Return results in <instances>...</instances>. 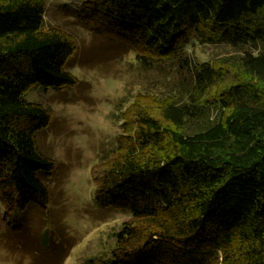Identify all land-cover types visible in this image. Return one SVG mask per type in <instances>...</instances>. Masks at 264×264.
I'll return each mask as SVG.
<instances>
[{"label":"trees","instance_id":"1","mask_svg":"<svg viewBox=\"0 0 264 264\" xmlns=\"http://www.w3.org/2000/svg\"><path fill=\"white\" fill-rule=\"evenodd\" d=\"M81 11L98 29L159 58L182 59L193 38L241 48L238 66L247 76L223 88L222 109L206 123H192L185 102L167 101L157 115L137 108L136 130L93 171L95 201L131 214L103 264H264V0H90ZM44 24L43 0H0L6 214L45 208L50 199L39 173L49 175L55 162L37 134L52 114L28 101V90L78 81L66 67L75 40ZM229 76L221 66L194 64L192 89L208 93Z\"/></svg>","mask_w":264,"mask_h":264},{"label":"rangeland","instance_id":"2","mask_svg":"<svg viewBox=\"0 0 264 264\" xmlns=\"http://www.w3.org/2000/svg\"><path fill=\"white\" fill-rule=\"evenodd\" d=\"M43 1L44 28L61 29L76 42L66 67L78 81L61 89L33 87L25 96L51 111L37 144L55 168L39 173L50 192L47 207L30 204L6 214L0 200V264H103L131 214L95 201V167L115 154L123 134L136 130L137 108L157 115L167 101L185 102L192 123L217 117L223 88L247 79L238 66L243 49L193 38L182 59L159 58L80 17L90 0ZM204 62L230 76L199 94L192 89L193 68Z\"/></svg>","mask_w":264,"mask_h":264}]
</instances>
